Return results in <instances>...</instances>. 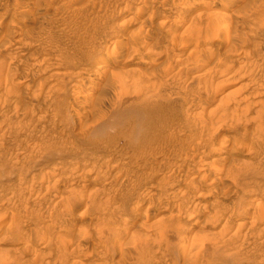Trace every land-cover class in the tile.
<instances>
[{"label":"rangeland","instance_id":"1","mask_svg":"<svg viewBox=\"0 0 264 264\" xmlns=\"http://www.w3.org/2000/svg\"><path fill=\"white\" fill-rule=\"evenodd\" d=\"M217 1L0 0V264H264V21Z\"/></svg>","mask_w":264,"mask_h":264},{"label":"bare ground","instance_id":"2","mask_svg":"<svg viewBox=\"0 0 264 264\" xmlns=\"http://www.w3.org/2000/svg\"><path fill=\"white\" fill-rule=\"evenodd\" d=\"M217 1V0H216ZM230 1V0H229ZM232 1V0H231ZM233 1H236V0H233ZM38 2V1H37ZM37 2H34V4H32V5H28V4H26V5H23L24 7H23V11H28V10H31V11H34V14H37V15H40L41 16V18H43V19H45V18H47V19H51L50 17H51V15L50 14H47V13H44V9H43V7H41V5H40V3H37ZM132 2L133 3H135V5L138 7V6H140L141 5V2H142V0H141V2L139 1V0H132ZM209 3L208 4H206L207 6H212V5H217V4H215V2H210V1H208ZM247 2H250V0H246V3ZM204 3V2H203ZM205 3H207V2H205ZM217 3H219L218 1H217ZM245 3V4H246ZM220 4V3H219ZM231 4V3H230ZM254 4H255V6H253V5H251V7H252V10L255 8V10L257 9H259V11H257V13L259 12V15L261 16V18H260V21L261 20H263L264 21V0H254ZM133 5V4H132ZM223 5V4H222ZM225 5H227V2H226V4ZM248 4H246V6H247ZM204 6V5H203ZM244 6V3H243V5L242 4H240L239 5V7L238 8H242ZM220 7H222V6H220ZM227 7V6H226ZM230 7V6H229ZM227 9V8H226ZM251 9V8H250ZM2 10V9H1ZM239 10V9H238ZM217 12V14H219V15H221V16H228V15H225V12H222V11H216ZM26 13V12H25ZM28 13V12H27ZM32 13V12H31ZM210 13V12H209ZM224 13V14H223ZM235 13V12H234ZM228 14V13H227ZM233 14V13H232ZM237 14V13H236ZM0 15H1V17L0 18H2V14L0 13ZM54 15V14H53ZM233 15H235V14H233ZM219 17V18H222L223 19V17ZM231 16V15H230ZM239 16V15H238ZM134 17V16H133ZM4 18V17H3ZM2 18V19H3ZM218 18V19H219ZM228 18V17H227ZM236 18V17H235ZM259 18V17H258ZM2 19H0V20H2ZM53 19V18H52ZM224 19H225V17H224ZM221 20V19H220ZM3 21V20H2ZM230 21H231V19H230ZM250 21V20H249ZM257 21H258V19H257ZM11 22V21H10ZM9 22V23H10ZM226 22V21H225ZM245 22H247V21H245ZM227 23H229V22H227ZM257 23V22H256ZM264 23V22H263ZM263 23H261V24H263ZM13 24V23H12ZM218 24V23H217ZM246 23H244V25H245ZM248 24V23H247ZM10 25V24H9ZM235 25V24H234ZM264 26V25H263ZM234 27V26H233ZM248 28V27H247ZM7 29V28H6ZM10 29H11V26H10ZM228 29V28H227ZM234 29V28H233ZM9 30V29H8ZM229 31V30H228ZM248 31V30H247ZM10 32V31H9ZM200 32V31H199ZM10 33H15V32H10ZM228 34V33H227ZM8 35V34H7ZM248 35V34H247ZM251 35V34H250ZM9 36V35H8ZM22 36V35H21ZM200 36V35H199ZM229 36V35H228ZM227 36V37H228ZM12 37V36H11ZM248 37V36H247ZM246 37V38H247ZM24 37H22L21 38V40L23 39ZM234 38H236V37H234ZM16 39V38H15ZM253 39V38H252ZM20 39H16L15 41H16V43L17 44H14L15 45V47L14 48H18L19 50H20V54L19 55H21L22 53H23V51L22 50H26V48L28 47V46H30V45H28V43H27V45L26 44H24L23 43V41H21ZM201 40V39H200ZM251 40V39H250ZM7 41H9V40H6V42H5V45L7 44ZM31 42V41H30ZM165 42V41H164ZM9 43V42H8ZM32 43V42H31ZM3 44H4V42H3ZM220 45L218 44V45H216L214 48H218ZM209 47H211V46H209ZM207 48V47H206ZM212 48V47H211ZM220 48V47H219ZM208 50V49H207ZM206 50H204V52H205ZM211 50H208L207 52H206V54L208 55H211V52H213V51H211ZM44 52V51H43ZM117 51H115V52H113V53H116ZM203 52V53H204ZM241 52V51H240ZM42 53V52H41ZM190 53L192 54V53H194V54H197L196 56L198 57H200V53H202L201 51L199 52V51H197V50H191L190 51ZM236 53H239V52H236ZM40 54V53H39ZM205 54V53H204ZM106 56H108V55H106ZM116 56L117 55H114V54H112L111 53V55L109 56V58L108 59H106L107 61H105L106 63H104L103 65H100V66H98V71L99 72H101V73H104V71H105V69L108 67L106 64L107 63H114L117 59H116ZM119 56V55H118ZM203 56V55H202ZM202 56H201V58H202ZM206 56V55H205ZM200 58V59H201ZM207 58V57H206ZM209 58V57H208ZM197 59V58H196ZM199 59V58H198ZM199 59V60H200ZM180 60V59H179ZM143 61V60H142ZM216 62H215V64H217V63H219V62H217V60H215ZM199 63H201V62H199ZM242 63V62H241ZM203 64V63H202ZM213 64H214V62H213ZM213 64H212V66H213ZM214 64V65H215ZM222 66L220 67V68H222L223 69V71H228L229 69H230V66H231V64H230V66L229 65H227V63H226V61H223L222 63ZM228 64H229V62H228ZM110 65V64H109ZM201 65V64H200ZM244 66V65H243ZM194 67H196V66H194ZM1 68H2V66H1ZM216 69V68H215ZM217 69H219V68H217ZM221 70V69H220ZM3 71V70H2ZM218 71V70H217ZM222 71V70H221ZM223 71H222V73H223ZM95 72H97V71H95ZM99 72H98V74H99ZM213 72H216V70H214ZM115 73V71L113 72V74ZM217 73H219V72H217ZM221 73V72H220ZM1 74V73H0ZM95 74H97V73H95ZM113 74H111V75H113ZM99 76V75H98ZM108 77H110V76H108ZM113 77V76H112ZM100 78V77H99ZM98 78V79H99ZM97 79V80H98ZM5 83V82H4ZM6 85V84H5ZM5 87V86H4ZM238 102V101H237ZM79 104V103H78ZM227 104V103H226ZM29 106V105H28ZM28 106H27V104L24 106V109H25V107H27V110H28ZM225 106V105H224ZM32 106H30L29 108H31ZM26 110V109H25ZM32 110V109H31ZM37 110V109H36ZM220 110V109H219ZM223 110H224V108H223ZM228 110V109H227ZM230 112V111H229ZM232 114V113H231ZM219 116H223V115H220V114H218ZM235 162L236 160L235 159H231V162ZM246 163V162H245ZM238 164V163H237ZM240 165V164H239ZM250 165V164H249ZM244 166V165H243ZM247 166V165H246ZM249 167V166H248ZM220 169V168H219ZM238 169H239V167H238ZM214 173V172H213ZM172 193H173V191H172ZM175 194V193H174ZM176 195V194H175ZM173 199V198H172ZM116 201V200H115ZM188 202V201H187ZM181 204V203H180ZM188 204V203H187ZM183 206V205H182ZM181 206V207H182ZM184 206H186V205H184ZM188 206V205H187ZM256 206V205H255ZM189 207V206H188ZM260 207V206H259ZM258 208V207H257ZM262 208V207H261ZM183 209V208H182ZM187 210V209H186ZM186 210H181V211H184V212H182V214L183 215H188L189 213H191V212H189V213H187V211ZM192 210V209H191ZM195 210V209H194ZM260 211H261V209H259ZM193 211V210H192ZM258 212V211H257ZM263 211H261V212H259L260 214H258V215H261V213H262ZM193 213V212H192ZM179 214V213H178ZM177 214V215H178ZM181 214V213H180ZM244 214V213H243ZM143 215L144 216H146L147 215V211H145L144 213H143ZM189 216H191L190 214H189ZM209 216H211V215H209ZM259 217V216H258ZM209 218H211V217H209ZM260 218H262V219H260ZM260 218H258L259 220H263L264 219V212H263V214L261 215V217ZM255 222V221H254ZM262 222V221H261ZM86 224V223H85ZM84 226V225H83ZM168 226V225H167ZM167 226H165V227H167ZM226 226V225H225ZM171 227H172V225H171ZM171 227H167V228H171ZM225 228V227H224ZM226 229H227V227H226ZM239 227H237V229L236 230H234L233 232L234 233H237V235H238V233L240 232L239 231ZM264 228H263V226H262V228H261V231L263 230ZM259 231V230H258ZM229 232V231H228ZM243 232V231H242ZM223 233V232H222ZM253 233V232H252ZM258 233H262V232H258ZM229 234V233H228ZM240 234V233H239ZM254 234H256V233H254ZM262 234H264V232L262 233ZM261 234V235H262ZM213 235V234H212ZM253 235V234H252ZM257 235V234H256ZM260 235V236H261ZM246 236V235H245ZM254 236V235H253ZM246 239V238H245ZM249 239V238H248ZM247 239V240H248ZM227 240V239H226ZM231 241H232V239H230ZM247 240H244L243 242L245 243ZM262 240V239H261ZM250 242H252V241H250ZM255 242V241H254ZM246 243H249V242H246ZM261 243V242H260ZM259 243V244H260ZM243 244V243H242ZM255 244V243H254ZM253 244V245H254ZM243 246V245H242ZM252 246V245H251ZM256 246V245H255ZM90 247V246H89ZM93 247V246H92ZM253 248H254V246H252ZM2 249V251H6V248L5 247H2L1 248ZM87 248H86V246L84 245V244H79V246H78V248H77V251H76V254L78 255V253H81V252H83V251H85ZM96 250V249H95ZM94 250V251H95ZM93 251V252H94ZM98 252H100V250L98 251ZM34 253H35V251H34ZM95 256H96V254H97V252L95 251V253H93Z\"/></svg>","mask_w":264,"mask_h":264}]
</instances>
